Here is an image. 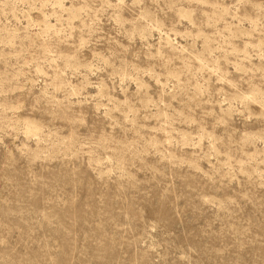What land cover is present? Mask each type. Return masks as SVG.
Here are the masks:
<instances>
[{"label":"rangeland","instance_id":"1","mask_svg":"<svg viewBox=\"0 0 264 264\" xmlns=\"http://www.w3.org/2000/svg\"><path fill=\"white\" fill-rule=\"evenodd\" d=\"M0 264H264V0H0Z\"/></svg>","mask_w":264,"mask_h":264}]
</instances>
